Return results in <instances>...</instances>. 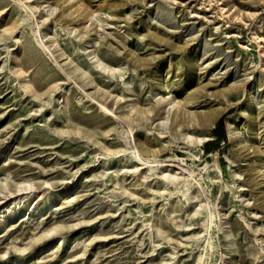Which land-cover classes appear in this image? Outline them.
Wrapping results in <instances>:
<instances>
[{"label":"rangeland","instance_id":"1","mask_svg":"<svg viewBox=\"0 0 264 264\" xmlns=\"http://www.w3.org/2000/svg\"><path fill=\"white\" fill-rule=\"evenodd\" d=\"M21 1L0 0V264H264V0Z\"/></svg>","mask_w":264,"mask_h":264},{"label":"bare ground","instance_id":"2","mask_svg":"<svg viewBox=\"0 0 264 264\" xmlns=\"http://www.w3.org/2000/svg\"><path fill=\"white\" fill-rule=\"evenodd\" d=\"M19 3H21V6L23 8H25L27 11L33 12V7H31L29 5H26L21 0H19ZM70 4H71V7H74V9H75L72 14H76L80 9H84V8L81 7V4H80L79 0H70ZM56 10H57V8L53 9L51 15L54 14V12ZM40 29H41V26L38 27V30H40ZM41 40H42V44L41 45L43 46L44 50L46 52L50 53L56 59V61L58 62L57 56L55 55L56 50H54L53 45L47 43L48 41L45 42L43 37H41ZM83 77L86 78L87 74L83 73ZM160 80H162V79L160 78ZM88 82H90V80ZM159 85H160V87L161 86L163 87L162 83L159 84ZM27 88L28 89L32 88L30 83H27ZM176 105H179V103H177V104L174 103L172 108L175 107ZM103 109H104L105 112H109V113L114 114V112L112 110H110L109 107L106 106V105H103ZM132 111H134L135 113H138V109L136 108V106L132 105ZM116 119H117V122L120 124L121 128L125 129V126H127L126 116L116 115ZM127 128H128V131L130 132L131 136H129V134H128V136H126V140L129 141L128 143L131 146V138H132V141L135 144V147L133 148L134 151H132V154H133L134 158L136 159V161L138 163H141L142 165L152 167L153 169L158 167L159 164H160V161L158 159H146V158H144V156L141 154V152L137 149V141H136L135 135L133 134V128L130 127V126H128ZM238 132L239 131L237 129L231 130V136H232V138L234 140H236V138L238 136ZM80 133H81V131H80ZM188 138H190V136H188ZM166 162L169 163V165H166V167H172V168L178 170L180 172V174H182V176H185L188 173L187 168H185V166L180 163V160H178L176 158H173V159H170V160H168ZM169 178H172L173 180H181L182 179L178 175H170V174H169ZM260 187L261 188L263 187V183H261ZM189 189H190V187L188 188V190ZM191 197L192 198H197L196 196H192V195H191Z\"/></svg>","mask_w":264,"mask_h":264},{"label":"trees","instance_id":"3","mask_svg":"<svg viewBox=\"0 0 264 264\" xmlns=\"http://www.w3.org/2000/svg\"><path fill=\"white\" fill-rule=\"evenodd\" d=\"M218 137H221V135H219L218 133L216 134Z\"/></svg>","mask_w":264,"mask_h":264}]
</instances>
